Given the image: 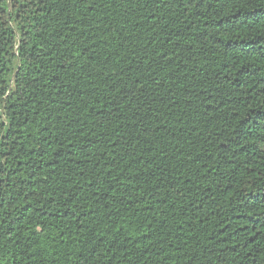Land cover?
Instances as JSON below:
<instances>
[{"label":"trees","instance_id":"16d2710c","mask_svg":"<svg viewBox=\"0 0 264 264\" xmlns=\"http://www.w3.org/2000/svg\"><path fill=\"white\" fill-rule=\"evenodd\" d=\"M0 264H264V0H0Z\"/></svg>","mask_w":264,"mask_h":264}]
</instances>
